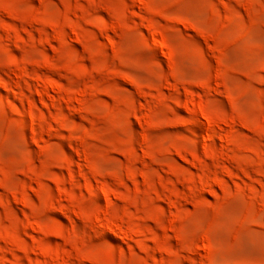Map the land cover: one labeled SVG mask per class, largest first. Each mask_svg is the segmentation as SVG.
<instances>
[{
	"label": "rangeland",
	"instance_id": "1",
	"mask_svg": "<svg viewBox=\"0 0 264 264\" xmlns=\"http://www.w3.org/2000/svg\"><path fill=\"white\" fill-rule=\"evenodd\" d=\"M0 264H264V0H0Z\"/></svg>",
	"mask_w": 264,
	"mask_h": 264
},
{
	"label": "bare ground",
	"instance_id": "2",
	"mask_svg": "<svg viewBox=\"0 0 264 264\" xmlns=\"http://www.w3.org/2000/svg\"><path fill=\"white\" fill-rule=\"evenodd\" d=\"M155 46H157V44L154 43Z\"/></svg>",
	"mask_w": 264,
	"mask_h": 264
}]
</instances>
